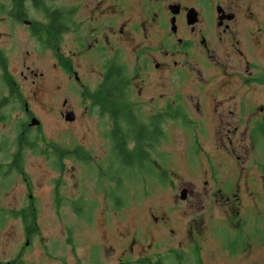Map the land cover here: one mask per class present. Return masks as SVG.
<instances>
[{
  "label": "flooded vegetation",
  "instance_id": "obj_1",
  "mask_svg": "<svg viewBox=\"0 0 264 264\" xmlns=\"http://www.w3.org/2000/svg\"><path fill=\"white\" fill-rule=\"evenodd\" d=\"M49 63L109 117L119 160L153 161L139 137L159 155L166 128L177 126L204 183L183 188L187 197L226 194L227 203L244 197L255 207L264 195V0H0V182L23 172L29 135L44 127ZM228 158L234 187H211L213 167ZM165 219L162 226L171 223ZM1 225L0 264H35L30 229L22 248L6 243ZM190 230L197 240L187 245L202 251ZM5 252L13 257L4 260Z\"/></svg>",
  "mask_w": 264,
  "mask_h": 264
},
{
  "label": "rangeland",
  "instance_id": "obj_2",
  "mask_svg": "<svg viewBox=\"0 0 264 264\" xmlns=\"http://www.w3.org/2000/svg\"><path fill=\"white\" fill-rule=\"evenodd\" d=\"M94 83L92 77L91 89ZM22 86L31 94L27 84ZM63 109L74 112L72 121ZM43 121L44 127L27 140L33 147L22 152L24 173L9 171L0 182V190L6 188L0 198L8 210L0 214L6 243L23 248L30 229L35 264H121V259L128 264L149 259L159 264H264V195L255 197V207V199L244 197L236 201L230 196L227 203L226 194L187 197L183 188L201 191L204 183L182 128H166L159 155L142 141L153 161L129 165L113 151L109 117L51 63ZM258 153L263 157L261 149ZM228 160L220 170L213 167L217 174L211 175V187L236 177L235 161ZM232 187L233 181L224 186ZM30 214L37 215L38 231L27 227ZM167 215L171 223L162 226ZM191 224L202 251L187 245L197 240ZM12 255L5 252L4 260Z\"/></svg>",
  "mask_w": 264,
  "mask_h": 264
},
{
  "label": "trees",
  "instance_id": "obj_3",
  "mask_svg": "<svg viewBox=\"0 0 264 264\" xmlns=\"http://www.w3.org/2000/svg\"><path fill=\"white\" fill-rule=\"evenodd\" d=\"M106 103H108V102H106ZM139 140H141V141H145L146 139L144 138V139H141L140 137H139ZM144 143H142V145H143ZM126 163H128L129 165L131 164V165H134V163L133 162H131V161H127ZM25 219H26V224H27V227H28V229L30 228V225H33V228L35 229L34 231H38L39 229V226H38V223H37V215L35 214H30V215H27L26 217H25ZM33 231V232H34Z\"/></svg>",
  "mask_w": 264,
  "mask_h": 264
},
{
  "label": "water",
  "instance_id": "obj_4",
  "mask_svg": "<svg viewBox=\"0 0 264 264\" xmlns=\"http://www.w3.org/2000/svg\"><path fill=\"white\" fill-rule=\"evenodd\" d=\"M67 121H72L74 119L73 112H69L65 115Z\"/></svg>",
  "mask_w": 264,
  "mask_h": 264
}]
</instances>
